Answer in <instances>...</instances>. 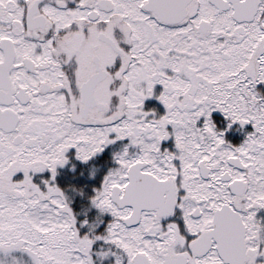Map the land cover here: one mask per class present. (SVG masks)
Returning a JSON list of instances; mask_svg holds the SVG:
<instances>
[{
    "label": "snow or ice",
    "instance_id": "obj_1",
    "mask_svg": "<svg viewBox=\"0 0 264 264\" xmlns=\"http://www.w3.org/2000/svg\"><path fill=\"white\" fill-rule=\"evenodd\" d=\"M156 85L161 114L143 109ZM258 85L264 0H0V264H257ZM216 112L251 125L240 145ZM125 139L90 197L111 220L82 235L56 169Z\"/></svg>",
    "mask_w": 264,
    "mask_h": 264
},
{
    "label": "trees",
    "instance_id": "obj_2",
    "mask_svg": "<svg viewBox=\"0 0 264 264\" xmlns=\"http://www.w3.org/2000/svg\"><path fill=\"white\" fill-rule=\"evenodd\" d=\"M257 91L264 96V86L258 85ZM213 119L216 125L217 131H223L227 128L229 122L224 119V117L216 112L213 113ZM234 127L237 129V139L231 137L223 136V139L226 143H229L232 146H238L242 143V140L239 138L241 133L247 136L248 133L252 131L251 125L241 126L239 123H233ZM69 175L66 177L63 173H59L55 177V183L66 190V196L69 198V207L72 209L74 216L77 220V228L80 230V233L83 235L88 232L89 226L93 227V231L96 234L102 233L107 224L106 216L99 215L98 209L91 206L90 197L93 195L92 185H89L90 173L89 169H84L78 165L74 169H68ZM104 176V175H103ZM75 177L74 179H70ZM97 217L100 218V223H97ZM86 221V223H83ZM107 248V245L103 241H97L93 245L94 253L103 252ZM93 259L96 261V264H113L114 257L108 255L102 259L98 258L95 254Z\"/></svg>",
    "mask_w": 264,
    "mask_h": 264
},
{
    "label": "flooded vegetation",
    "instance_id": "obj_3",
    "mask_svg": "<svg viewBox=\"0 0 264 264\" xmlns=\"http://www.w3.org/2000/svg\"><path fill=\"white\" fill-rule=\"evenodd\" d=\"M71 7L72 5L69 4ZM161 91V86L156 85L154 88V94L151 98H148L144 101L143 109L144 111H154L157 114L163 113L164 109L162 104L156 99V96L159 94ZM226 130V131H225ZM236 128L234 125H231V127L225 128L224 135L225 137H231L234 139H237V133H236ZM239 138L244 141L246 138V135L241 133L239 135ZM129 141L127 139L122 140V141H116L114 144L106 145L104 147V151L101 153H98L96 156H94L91 160H89L87 163H81L75 158V153L74 149H70L66 153V158H67V163L64 166H58L56 169L57 175L59 173H63L66 177L69 175L68 169H74V167L80 165L81 167L83 166L84 169H89L90 173V179L89 185H92L91 188L93 189H98L103 181L104 176L107 174V171L109 168H113L116 166L115 161L113 160V155L114 153L122 150L124 145H127ZM162 149L167 148L169 150H173L174 148V142L172 139H169L168 141L162 142L161 145ZM128 151L130 153L134 152L135 149L132 147H129ZM32 175H37L39 177L34 178V182L40 183L41 180H46L49 179L50 173L45 170L43 173H34ZM104 175V176H103ZM13 179H20L13 177ZM99 215L106 216V221L107 223L110 222L111 217L107 214H101ZM256 219L260 221L262 225H264V209H258L256 210ZM257 264H264V257H258L257 258Z\"/></svg>",
    "mask_w": 264,
    "mask_h": 264
},
{
    "label": "rangeland",
    "instance_id": "obj_4",
    "mask_svg": "<svg viewBox=\"0 0 264 264\" xmlns=\"http://www.w3.org/2000/svg\"><path fill=\"white\" fill-rule=\"evenodd\" d=\"M226 144H229V143H226ZM14 177L22 178V173H18ZM35 177H39V176L33 175V180H34ZM13 255L17 258L18 264H30V260H29V258L27 257L26 254H21L19 252H15V253H13Z\"/></svg>",
    "mask_w": 264,
    "mask_h": 264
}]
</instances>
